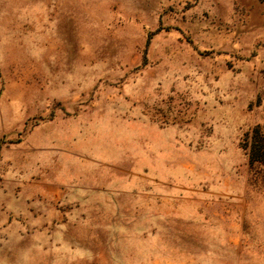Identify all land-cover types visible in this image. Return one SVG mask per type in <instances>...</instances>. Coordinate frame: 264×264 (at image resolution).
Wrapping results in <instances>:
<instances>
[{
    "label": "rangeland",
    "instance_id": "1",
    "mask_svg": "<svg viewBox=\"0 0 264 264\" xmlns=\"http://www.w3.org/2000/svg\"><path fill=\"white\" fill-rule=\"evenodd\" d=\"M264 0H0V264H264Z\"/></svg>",
    "mask_w": 264,
    "mask_h": 264
},
{
    "label": "trees",
    "instance_id": "2",
    "mask_svg": "<svg viewBox=\"0 0 264 264\" xmlns=\"http://www.w3.org/2000/svg\"><path fill=\"white\" fill-rule=\"evenodd\" d=\"M242 148L247 152L250 163L264 164V129L255 127L242 140Z\"/></svg>",
    "mask_w": 264,
    "mask_h": 264
}]
</instances>
